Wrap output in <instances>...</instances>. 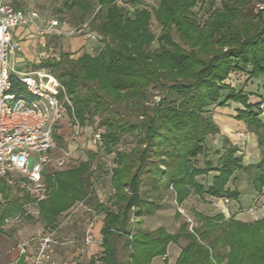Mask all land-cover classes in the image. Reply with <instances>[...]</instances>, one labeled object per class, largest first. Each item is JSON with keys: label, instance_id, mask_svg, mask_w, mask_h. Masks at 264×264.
<instances>
[{"label": "trees", "instance_id": "1", "mask_svg": "<svg viewBox=\"0 0 264 264\" xmlns=\"http://www.w3.org/2000/svg\"><path fill=\"white\" fill-rule=\"evenodd\" d=\"M116 1L64 0L66 10L78 9L83 17L93 13L87 27L103 46L95 55L60 52L57 60H41L31 67L47 68L60 81L81 126L96 124L103 130V150L113 154L111 204L100 202L93 189V176L99 177L103 164L96 153L87 152L86 161L45 175L50 193L38 204L41 223L54 228L59 217L80 201L103 214L101 264H152L155 257L167 264L168 244L181 240L185 243L174 264H264V219L242 223L221 213L193 212L197 222L193 233L190 221L181 222L172 234L140 227L147 205L144 184L170 188L177 207L191 195L236 201L239 193L227 184L241 172L250 177L256 192L264 188L260 103L250 104L242 90L224 83L233 71H246L251 79L264 77V7L254 12L251 0H221L219 8L207 10L209 16L199 26L191 11L207 0H159L154 9L128 0L132 12ZM258 1L264 6V0ZM173 29L181 45L173 40ZM154 43L156 48L150 50ZM152 91L160 99L150 106ZM223 91L227 95L222 98ZM228 102L242 106L234 119L257 139L260 154L254 165L243 166L238 149L226 138L223 152L213 151L216 165L207 159L208 143L219 134L210 110ZM123 136L135 138L128 152L118 150ZM57 141L62 144V138ZM200 155L202 167L197 166ZM210 173L214 175L206 187L197 181ZM5 192L10 196L0 182V193ZM9 203L0 207L1 234L4 218L22 208ZM181 217L176 211L174 221Z\"/></svg>", "mask_w": 264, "mask_h": 264}, {"label": "built area", "instance_id": "2", "mask_svg": "<svg viewBox=\"0 0 264 264\" xmlns=\"http://www.w3.org/2000/svg\"><path fill=\"white\" fill-rule=\"evenodd\" d=\"M17 28L30 29L38 37L61 34L58 20L45 19L37 10H22L0 0V182L11 193L27 200L20 211L5 218L4 223L18 236L28 220L35 221L37 226L30 236L15 238L16 258L5 262L0 260V264H53L57 249L73 250L61 264H101L100 254H89L91 246L101 243L93 230L94 219L79 235L66 234L62 232L63 224L50 229L42 226L38 221V204L50 193L45 175L65 169L72 158L70 152L56 156L58 141L55 135H59L63 125L71 128V139L76 148L89 146L98 155L103 164L98 182L105 179L109 182L113 154H106L103 150V130L91 126L84 128L78 123L71 98L49 69L20 68L22 49L14 35ZM67 35L98 38L86 24L69 27ZM58 57L59 52L53 44H47L42 48L38 63L57 60ZM259 110L263 115L264 102L259 104ZM79 137H82L80 142ZM91 171L96 173V166ZM92 182L94 189L96 184ZM112 193L110 188L109 194ZM81 208L94 213L80 201L73 205L67 216H73ZM188 229L193 233L192 223Z\"/></svg>", "mask_w": 264, "mask_h": 264}, {"label": "rangeland", "instance_id": "3", "mask_svg": "<svg viewBox=\"0 0 264 264\" xmlns=\"http://www.w3.org/2000/svg\"><path fill=\"white\" fill-rule=\"evenodd\" d=\"M5 1H8V3L10 2L9 4L13 6V4H11L12 3L11 0H5ZM33 1H36L37 3L40 4L38 8L44 7L47 9V10H43V12L49 15H52L57 20L63 19V21L70 24L71 27H77V26H81L84 24L88 26V23L90 22L92 18L93 13L91 12L89 14L90 16L83 17L82 12L79 11L78 9H73L71 11L66 10L63 7V4L65 3L64 0H33ZM140 1L153 9L156 8L159 3V0H140ZM220 1L221 0H207V2H205L204 5L200 6V4H198V6L191 11L192 14L194 15L193 18L195 22L197 23V25L202 26L205 23V21L207 20L209 16V12L207 10L210 8H219ZM251 1H252V4L254 5V12H257L258 10L264 7L261 3H259L258 0H251ZM116 2L119 7L126 8L128 11L132 12V8L129 5L128 0H117ZM137 8H140V7L138 6ZM153 26L157 27V23L154 20H153ZM87 29L89 30V27H87ZM94 34L98 37L96 33ZM172 38L175 42L180 44L177 34L174 29L172 31ZM98 40H99L98 42L100 43L98 48H94L92 51L88 52V54L95 55L98 52V50L103 46V43L100 42V39ZM156 46H157L156 43L152 44L150 47V50H153L154 48H156ZM70 54H73L74 57H77L82 53H79V54L70 53ZM233 72L229 74L228 78L224 81V83L227 84L231 88L233 87L237 88V86H240V83L236 84L237 74L233 75ZM247 75L248 73L244 72L243 78L246 77L245 79H247L248 78ZM252 81H253L252 84L250 83L248 84L246 88L247 91L248 90L256 91V89L261 88L260 87L261 82L259 78L253 79ZM262 94H263L262 96H264V93ZM151 95L152 96L150 100L148 101V104L150 106L157 103L160 99V94H158L157 91H152ZM226 95H227V91H223L222 98L225 97ZM256 102L257 103L264 102V99H259ZM260 118L264 122V114L261 115ZM90 126L91 125L84 126V128L90 127ZM91 127L98 128L96 124H94ZM60 130L61 129H59L58 131L60 135H55L56 138L63 137L62 144L60 145L58 144V150L56 151V156L61 157L63 156L65 152L71 153L72 158L69 160L70 162L68 163L67 168H72L76 166L79 162L86 161L87 152H94V150L89 146H86L85 148H76V143L74 142L73 139H71V128H69L68 133H65V134H63ZM80 140H82V137L81 138L79 137V142ZM134 142H135L134 136H123L118 145V150L128 152L134 146ZM212 146H213V141H210V143H208V148H207V151L209 152L207 159L212 162L213 166H215L217 163V156L213 154V150L211 149ZM202 161H203V156L200 155L197 159L198 167H202ZM211 177H212V174H209L207 177H203V176L197 177V181L206 187L210 183ZM98 178H99L98 176L96 177L93 176V179H92V181H94V183L96 184L94 187L95 193L101 202L105 203L107 206H110L111 201L109 200V196H108L109 195L108 181L105 179L103 181L98 182ZM141 190H142L143 197L147 203V205H145L146 206L145 214L140 219L141 220L140 227L145 230L163 228L168 233H174L176 232L179 224L184 221L186 222L190 221V223H192V226H196L197 222L193 219V212H197L204 216H214L218 213H221L227 219L229 218V216H231L227 208L228 203H226L222 198L221 199H210L204 196L202 197V199H198L196 196L191 195L187 199V201H185L180 207H177L174 201V194L172 193L170 188L154 189L151 187V184H144ZM6 192L0 193V207L1 208H6L7 205L10 204L9 201L11 200L14 201L18 207L23 206V204L27 202L26 199H23L19 197L17 194H14L11 192H10V196H7ZM1 200H4V202H1ZM176 211L180 212L182 215V217L177 222L174 221V216H175ZM15 214L16 212H12L5 218L11 217ZM103 217L104 215L101 213H96L95 211L94 213H88L84 209L81 208L77 213L75 223L79 224V226L87 225L90 221L94 219L93 230L96 233L95 224H97L99 220H102ZM61 219L62 218H59L58 221L60 222ZM38 221L41 222V218H39ZM28 222L29 223L27 224V226L23 230H21L20 235L15 236L16 231L12 229L10 230V228H8L5 225L4 220H3V223L1 225V230L3 231V234L0 233V251L1 252H3L4 249L9 248L14 245V242H15L13 239L14 237L28 236L35 229H37L35 221L28 220ZM131 225H132V231L133 232L136 231L137 226L135 225L134 219L131 221ZM72 229L73 228L70 227L69 229H67V231L68 232L73 231ZM5 237L11 239L12 241L7 242ZM182 241H183L182 245H184L185 241L184 240ZM121 245H122V241H119L117 243V248L120 249ZM117 257L120 261L123 260V257L120 252H118ZM170 261H172V258L170 259Z\"/></svg>", "mask_w": 264, "mask_h": 264}, {"label": "crops", "instance_id": "4", "mask_svg": "<svg viewBox=\"0 0 264 264\" xmlns=\"http://www.w3.org/2000/svg\"><path fill=\"white\" fill-rule=\"evenodd\" d=\"M5 2L8 3V1ZM11 2H12L11 4L15 6V8H19L22 10H30V9L37 10L40 13V15L45 19H56L52 15L43 12V10H47L46 8L44 7L38 8L40 4L37 3L36 1L11 0ZM58 21H59L58 29L61 33L60 35L52 34L45 37H38L30 29L17 28L15 30L14 35L20 41L21 49H22L21 57L19 59L20 68L29 69L32 67L31 65L37 64L39 61V56L42 51V48H44V46L47 44H53L57 52L78 53V54L83 52L88 53L92 51L94 48H98V46L100 45V43L98 42L99 41L98 38L96 39V37L90 35L89 36L67 35L68 29L69 27H71V25L64 22L63 19L62 20L60 19ZM244 72L246 71L233 72V75L237 74L236 84L240 83V86H237V88L235 87L233 88L237 90H242L243 93L247 95L248 102L250 104H255L257 103L256 102L257 100L264 99V96H262L263 95L262 93H264V77L259 78L261 82L260 87L262 89L258 88L256 89V91L255 90L247 91L246 88L249 83L252 84L253 79L249 78L248 75H247L248 77L247 79H245L246 77L243 78ZM237 109H242V106L234 102H228L226 106L223 107L211 108L210 111L212 117L219 128V134H217L214 137L213 146L211 149L213 151L218 150L222 153L223 139L226 138L231 143V145L235 146L238 149L237 156L242 157L243 166L254 165L258 162L259 154H260V149L257 144V139L253 133H250L246 129L243 123L238 122L234 119L236 115L235 111ZM60 131L63 134L68 133L69 127L67 125H63ZM210 174L214 175V173H210ZM227 187L230 190L236 189L237 192L239 193V197L236 201L227 200L229 202H226L228 203L227 204L228 212L231 215L229 217H232L234 220L242 223H251L254 221L264 219V188L260 193L256 192L250 177L244 172L236 174L234 180H232L231 178V180L227 184ZM109 190H110V186H109ZM210 199H215V198H210ZM79 210L80 209L76 210L73 216H67L70 211L69 209L67 212L63 213L59 217L63 219V220L61 219L62 221L60 220V222L57 221V224H63L62 232L66 234H76V235L80 234V232L83 230L85 225L79 226V224L75 223L77 213ZM68 217L69 219H67ZM102 220H99L97 224H95L96 227L95 234L98 236L100 240L102 239V236L100 234V229L102 227ZM70 227L73 228L72 229L73 231L68 232L67 229H69ZM28 236H24L23 238H26ZM15 238L16 237L13 238L14 241ZM5 239L7 240V242L12 241L11 239L6 237ZM101 244L102 243L91 246L89 248V254H100L102 252ZM182 244H183L182 240L177 245L172 243L168 244L166 249V257H165L167 264L175 263L180 253V249L183 246ZM14 245L4 249L3 252L0 251L1 261L5 262L16 258V251ZM72 253L73 250L71 249L68 250L57 249L56 254L53 257V264H61L63 261L67 260L72 255ZM171 258L172 261H170ZM152 264H163V258L162 257L153 258Z\"/></svg>", "mask_w": 264, "mask_h": 264}]
</instances>
